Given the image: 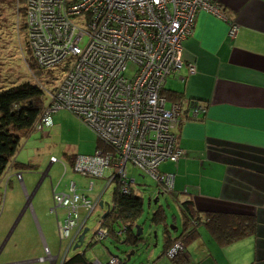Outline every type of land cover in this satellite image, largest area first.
<instances>
[{
  "label": "built area",
  "instance_id": "1",
  "mask_svg": "<svg viewBox=\"0 0 264 264\" xmlns=\"http://www.w3.org/2000/svg\"><path fill=\"white\" fill-rule=\"evenodd\" d=\"M20 9L26 49L37 66L53 77L32 133L50 128L57 112H70L99 141L94 154L73 158L74 173L105 180L104 189L114 184L121 194L138 196L132 189L134 179L128 178L130 164L155 181L159 192H171L173 177L162 174L159 166L183 156L175 136L181 107L175 102L167 105L162 91L166 80L184 67L183 43L197 14L220 16L218 6L213 0H24L17 6ZM230 26L233 37L237 27ZM187 70L192 75L195 66L188 64ZM188 112L196 118L205 108L195 104ZM56 162L50 159V165ZM16 178L21 181V174ZM87 186L91 191L92 181ZM51 192V212L65 211L57 223L59 239L68 240L76 230L71 239L75 244L98 200L77 194L73 182L68 193L53 188ZM82 210L87 213L83 224ZM107 237L108 231L100 225L93 239ZM182 249L180 243L174 244L167 257L174 258ZM107 264L120 262L111 257Z\"/></svg>",
  "mask_w": 264,
  "mask_h": 264
},
{
  "label": "crops",
  "instance_id": "2",
  "mask_svg": "<svg viewBox=\"0 0 264 264\" xmlns=\"http://www.w3.org/2000/svg\"><path fill=\"white\" fill-rule=\"evenodd\" d=\"M213 2L220 16L207 11L197 14L192 33L183 43L184 67L170 76L163 88L183 95L175 130L176 146L183 156L176 163H162L159 170L173 177L172 190L167 194L179 210L181 203L191 200L198 212L252 215L256 219L253 236L224 247L203 226L206 233H200L199 227V238L179 252L185 256L186 264H264V0ZM231 24L237 27L233 37L229 35ZM188 64L195 66L192 75ZM171 103L167 100V105ZM195 104L203 105L205 112L192 120L188 111ZM47 129L42 135L48 134ZM98 147L92 138L93 152L89 155ZM68 163L71 165L69 160ZM29 164L33 168L23 170L35 172L37 166ZM53 166L48 164L47 171ZM16 171L21 170L8 166L0 178V191L2 187L4 192L7 190L6 180L7 188H14L16 174L20 173ZM20 174L17 192L31 199L37 186L27 196ZM42 174L40 181L46 170ZM50 182L52 190V179ZM86 216L87 213L79 218L81 224ZM75 233L76 230L68 239L66 251L72 247ZM43 249H47L45 245ZM56 259L46 256L44 260L58 264ZM40 260L43 259H37Z\"/></svg>",
  "mask_w": 264,
  "mask_h": 264
},
{
  "label": "rangeland",
  "instance_id": "3",
  "mask_svg": "<svg viewBox=\"0 0 264 264\" xmlns=\"http://www.w3.org/2000/svg\"><path fill=\"white\" fill-rule=\"evenodd\" d=\"M13 2V8L0 3V90L27 82L33 85L41 84L44 88L50 89L52 85L36 77L26 64L29 51L26 49L23 12L22 10L16 12L19 4L16 0ZM132 70V67H129V72ZM46 131L47 135L35 132L23 138L14 157L19 163L37 166V170L31 173L23 169L16 171L22 173L27 196L30 197L37 186L32 198L28 199L24 193L17 192L18 180H13L15 181L13 189L6 188L4 192L2 187L0 191V264H49L48 260H44L46 256L56 257L59 264L74 253H84L91 264L95 260L107 264L111 257H116L120 264H156L159 260H161L159 264H170V259L162 255L163 227L161 224L154 225L150 220L158 206H162L170 227L175 218L179 230L174 234L178 235L181 212L170 194H161L155 181L128 164V178L134 179L132 189L143 200L142 214L133 227L134 230L135 226L141 228L143 241L135 249L121 244L112 236L99 242L95 241L93 236L100 227L103 214L111 206L115 185L111 184L104 189L105 180H89L72 172L68 157L91 154L93 152L90 151L91 140L93 138L95 142L97 138L77 117L67 111L54 114L52 126ZM50 156H54L58 162L47 171ZM45 170L46 174L40 181ZM50 178L52 188H56L57 193L67 192L68 185L73 182L76 184L77 194L87 196L92 202L98 200V203L103 204L102 208L97 205L86 221L84 229H87V232L84 235V242L75 250L73 244L66 251L70 241L59 240L57 223L64 219L65 211L59 208L56 213L51 212L53 200ZM89 181L93 183L91 191L87 186ZM85 215L84 211L80 212L81 219ZM115 228L119 233L124 227L115 225ZM199 229L200 233H206L202 227ZM44 245L50 255L49 252L45 253ZM128 255L129 260L126 259ZM39 258L43 260L37 261Z\"/></svg>",
  "mask_w": 264,
  "mask_h": 264
},
{
  "label": "trees",
  "instance_id": "4",
  "mask_svg": "<svg viewBox=\"0 0 264 264\" xmlns=\"http://www.w3.org/2000/svg\"><path fill=\"white\" fill-rule=\"evenodd\" d=\"M16 2L21 4L24 0H16ZM0 3L8 8L14 7L13 0H3ZM16 12H18L17 9ZM28 56L26 64L29 70L35 73L36 77L42 78L50 84L53 77L49 71L40 69L30 52H28ZM45 90L46 88L41 84L33 85L28 82L0 90V178L10 164L16 170L33 168L32 165L17 162L14 157L21 140L31 135L35 123L43 114L47 99ZM162 95L166 100L179 105L183 99V95L175 91L163 90ZM191 119L196 120L192 117ZM97 143L99 144L98 139ZM74 157H68L70 163L73 162ZM107 211V215L101 218L100 225L108 231V235L132 249L139 246L143 238L136 235L133 227L142 214L143 200L137 195H123L118 186H115L111 196V206L108 207ZM180 212L181 227L176 236L173 234L177 233L179 229L176 227L175 218L171 224L174 227L170 229L162 206H158L150 219L154 225L161 224L163 227V255H167L168 250L176 243L184 246L197 240L200 235L198 228L201 226L221 247L256 233V219L252 215L198 212L191 200H186L180 204ZM115 225L120 228L124 227L120 235H118ZM170 261L173 264H186L187 262L181 253L171 258ZM62 264L91 263L85 258L84 253H74L71 257L64 259Z\"/></svg>",
  "mask_w": 264,
  "mask_h": 264
},
{
  "label": "water",
  "instance_id": "5",
  "mask_svg": "<svg viewBox=\"0 0 264 264\" xmlns=\"http://www.w3.org/2000/svg\"><path fill=\"white\" fill-rule=\"evenodd\" d=\"M161 194H162V193H161ZM154 203H156V200L154 201ZM102 206H103V204L100 202V203H99V207L102 208ZM107 213H108V211H106V212L103 214L102 218H104V217L107 215ZM170 229H172V228L170 227ZM135 230H136V235H137V236H141V235H142V230H141L140 227L135 226ZM86 232H87V229H83V231L81 232V234H80V235L78 236V238H77V241H76V243H75V245H74V247H73V250L77 249L78 247H80V245L83 244V242H84V235H85ZM132 253H133V252H131V254H132ZM115 258H116V257H115ZM129 258H130V256L128 255V256L126 257V259L129 260Z\"/></svg>",
  "mask_w": 264,
  "mask_h": 264
}]
</instances>
